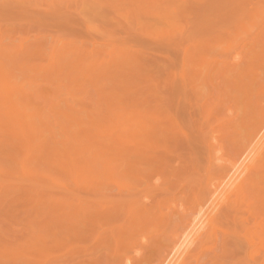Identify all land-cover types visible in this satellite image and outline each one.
<instances>
[{
    "label": "rangeland",
    "instance_id": "374dc122",
    "mask_svg": "<svg viewBox=\"0 0 264 264\" xmlns=\"http://www.w3.org/2000/svg\"><path fill=\"white\" fill-rule=\"evenodd\" d=\"M51 1L53 3H51ZM69 1L72 3H70ZM73 1L75 2V4H73L74 3ZM77 1H79V2H77ZM135 1H136V3H135ZM140 1H142V0H140ZM148 1L149 0H145V1L143 0L142 2L145 4L144 5V4H142V2L139 3L137 0H123V1L122 0H116V1L115 0H107V2H106V0H94V2H93V0H13V1L12 0H0V44H2V43L4 45L5 44H7V45L12 44V46L10 45L11 47L8 46V48L9 47L12 48L14 45L16 46V45H19L20 43L21 44L24 43L25 45H26V43H27V45L28 44L33 45L34 42L36 44L39 42L41 43V41H42V43H46L43 48L45 49L44 50L45 56L48 57L51 46H54V47L56 46L55 49L54 48L52 49V47H51L53 52H55L56 48L59 45L62 44V46H63L64 41H65L64 43H67L70 41L72 43L84 45L86 47H87V45L90 47L92 46L93 48L95 47L94 49H97V48L102 49V50L105 49L103 51V52H105V54L110 52L109 50H112L114 46L116 47V45L118 48L119 47L120 48L121 47L122 48L127 47L126 49H129V50L132 49L135 51H137V50L143 51V55L148 56V58L151 60V62L148 63L149 64L148 67H150L151 70H150V68L148 69V67H147V71H150V72H148V73L146 72V74H149L152 76L153 81H151V83L157 82V85L159 84L158 87L160 86L159 87V90H160L159 95L160 96L162 95L160 98L161 99L160 101L163 102L166 100L167 103L166 102H165L166 104L164 103L165 104L164 106L166 108H167L166 105H168V104H169L168 105L169 107L172 106L170 108L174 107L173 111L174 110L175 111L173 113H174L175 117L176 116L178 117V119L177 118L176 119H177V121L179 120V126H180V128L181 127L184 128V129L181 128V130H183V131L187 130L189 135L191 137H193V141H191V144L188 143V145L190 147L189 148L186 145L187 144V142L185 141L186 138H185V140H183L184 138L182 137V135H181V138H183V139H180V138L177 139L174 136H171L170 137L171 140L169 139V136H168V141H167L168 143L166 142L167 144H165V146L167 145V149H168V144L171 141H173V138L175 140V143L173 142V143H170L171 145L169 144V146H171V148L174 147L175 150H174V148L173 149L169 148L168 150L166 149L167 152L169 150L170 151L173 150L172 153L169 151V154H170L169 156H168V154H166V156H164L167 158L168 162H165L162 165H160V163H159V164H157V166L154 164L155 166H153V167L150 166L149 164H146L145 167L147 170H145L144 169L145 167L143 168V166H142V168L138 167L142 170V172H143V170H144V172L146 171L145 173L150 172V174L148 175L147 178L143 177L142 180L140 178L139 180H141V181L138 180L139 182L138 181L136 182L135 179H133V178L123 179L121 177L120 178L117 177L118 176V171L116 170L117 167H114L115 170L117 171V174H115V177H117V180H118V178L120 179V181L118 180V182H121L120 184L115 182V185L123 187V189H121V187H120L119 188L120 190L118 189V186H117V188H116V186H114V183H112V185L108 186V184H110L109 183L110 180L109 181L106 180V178L109 179L108 173H110V172L106 166V165H108V163L106 164V162H103V160H107L108 158L110 159V157H109L110 152L107 151L108 152L107 154H109V155H107L108 158L103 159V157H105L106 155L101 156L99 154L101 156L100 157L97 154L99 152L93 151V150H95L93 147H99V144L102 145L100 140H99V142L97 141L99 137L95 138L96 141L93 139V141H91V142L88 141V143L84 142V140H82L80 138L77 140L75 138H72L71 139L72 142H70L71 144H69L70 140H69V137H67V135L68 136H72V135L74 136V134L71 135V131L72 130L75 131V129L67 131L66 128H68V126H67L68 124H66L67 122L64 121L65 120L64 117L61 118L62 117L61 115H60V117H58L59 119H57V121L55 119H54L55 120L54 121L52 118H49L52 120V122L48 123V120H46L45 118H47V115L51 114V113L49 112L47 114H44V115H46L44 117H43V115L40 114L41 115L40 120L42 121V118H43L44 122L46 124L43 123V121H42V124H44V125H40V123H38L40 121H37L36 123H38L39 125L38 126L36 125V126L41 127L43 129L44 127L46 128L47 125L49 124V126H48L49 130L47 131L46 129H44V132L42 131L43 135L45 136L44 139H43V137L41 139H39V138H36V139L45 141L46 143L41 142V141H35L38 143V144H35L36 148H37L36 145H42L43 144L44 146L42 145L43 148L42 149L40 148L41 150H38L39 152L35 151V153L38 152V154L36 153V155L34 157L30 156L33 158L28 159L29 161H26L27 160L26 156L29 155L28 152H30L31 148L30 149L28 148L29 149V151H28V149H27L28 146L27 147L25 146L26 147L25 153L26 154L28 153L27 155H25L24 151H21V149L24 148V147L23 148L21 147L24 142L20 141L22 139L15 140L18 138V135L16 138L13 139V142H10L11 139L8 141L11 144L14 143V145H16L17 148L21 145L20 146L21 148H18V149H14L15 147L12 148L13 146H11V145L9 146L10 143L5 142V140L10 138V136H8V137L5 136V139L3 141H2V139H0V172H1L0 175H3L0 177V264H27V263L29 264L30 261H27V263L25 262L29 257H31V258H29L30 260L33 259V260H31L33 262V264H150L151 262L154 263L155 258H157L156 256H158V258L160 257L159 255H156V253L159 251L160 247H163L164 245L165 246L168 245L167 243L170 241L169 239H171L170 236H172L171 234H172L173 229H175L177 226L179 227L178 224H180V222L183 223V221H182L183 219H181L182 215L184 216V212H185V211L183 212V210H187L186 215L189 214L190 216H188V218L191 219V217H192L191 214L192 215L195 214L194 211L192 213L188 211L190 205H192L191 204L192 201L194 200L196 195H198V197L200 199L203 197L204 192H205V189H204L205 182L207 180H209L210 177H212V173L215 174V175L213 174V176H216V170H217V172H218V169L220 170V168H218V167L216 169V167H215L216 165H212L213 169L209 168V161H210L209 159L210 158L208 156V151H207L209 146L207 147V145H210V148H211L214 156H216V153L218 156V151L220 149L219 147L223 146V148H222L223 152H221V153H224L225 158H226L230 155H232V156L236 155L237 150H238L237 148H241L239 146L240 145L242 146V144L246 143L244 141L245 139H247L246 135L248 134V133H246V130L248 132V130L250 128L249 129H244V128H247V125H249V123L251 122L250 118L257 116L260 105L261 106H262V104L264 105V93L261 94V96L259 98H256L254 100V102L251 103L250 106H248L246 104V100H245V98H243L244 97L243 95H242L243 97L241 96L242 100L237 102L236 101L237 99L233 96H235V94H236V96H239L242 93L240 92L238 94V91H236V90H235V92H236L235 93L233 88H230L229 85H227L225 77L221 76L222 74L219 75L217 73L220 77L217 76L215 78V76H214V78L212 80L213 83L210 81V83L208 85H206V87H205V83H202L200 85L201 87H199V93L203 92V95L202 94L198 95L197 93L194 92L195 88L193 89V84L189 83L188 85H186V88L188 90L187 91L185 86H183V84L185 85V82L182 83L183 80L181 78H178L180 76H177V78H175L173 76V72L174 71L178 72L180 70V68H182L181 65H183V63H184V61L182 63V60H184L183 54H185L187 50L189 52V46H190V48L194 46V44H191V43H196V46L197 45L200 46L204 43L206 38H209V37H207L208 35L210 36V38L214 36V38H213V40H214L216 34H217V36L218 35L220 36L221 34H226V33L230 32L231 30L233 32L234 30H236V27L238 29V27H239L238 25H240V21H243V20H240V19H242V17L244 19V16H246V17L248 16L247 17L248 20L245 22H249L251 20V17H252L250 15L253 13V16H254V13L256 14L258 12V14H263L257 18L259 20V21L257 20V22L260 24L259 27H256V26L251 27V25H250L251 28L249 29V26H248V31L250 30L249 32H252L254 30L253 31L254 33L252 32L248 36L249 32L248 33L243 32V34H241L239 36V38L237 39V42L235 41V43H236L235 47L232 50V52L230 53L229 57L225 58L224 61L226 62V60L230 58L229 61L227 60L229 63L230 60L232 61L233 57H236V56L241 55V54H242V56H245V55L250 56L249 54L252 53V49H251V47L248 46V44H247L248 41L247 42H244V41L241 42V41L243 40V37H245L244 39H246V40H253L255 38L254 36L256 33H257L256 36H258L262 31H264V8H263L264 7V0H261V2H259L260 0H204V1L203 0H201V1L200 0L199 1L187 0V2H185V0H177V1L175 0L174 3H173V0H171V1L170 0H164V1H170V4L168 2H166V3L164 2L161 4L162 1L160 0L161 6L163 4H167L166 6L163 5L162 7H165L166 10L168 11V12H166L163 9L164 15H165V12H166V15L167 14L168 15L167 16L165 15L166 17L164 15L159 17L160 16L159 15L160 13L158 14L159 11L154 10L151 12V14H149L150 12H148L149 17H151V18H148V16L145 14H147V11L153 10L155 8L154 6H156V4L154 6L152 5L153 8H151L150 7L151 5L148 3ZM97 2H99V3H97ZM101 2H102V5H101ZM105 2H106V6H105ZM133 2H134V4H133ZM62 3H64V4H62ZM77 3H78V5H77ZM82 3H84V4H82ZM95 3H97V4H95ZM150 3L153 4L154 2L152 3V0H151ZM126 4H128V5H126ZM134 5H135V7H134ZM138 5H140V6H138ZM147 5L150 8H148ZM176 5L177 6L180 5V7H179L180 9L178 12L174 10V12H177V15L171 17L170 14L172 13L173 8ZM139 7H141V8H139ZM146 7L149 10L146 11ZM159 7L160 6H157L156 9ZM81 8L83 10H81ZM257 8H259V9H257ZM174 9H178V8L176 7ZM159 10H161V9H159ZM163 10H161V12ZM143 11H146V13H144ZM141 12H143L144 15ZM80 13H82V14H80ZM162 14H163V12H162ZM129 15L131 17H128ZM146 16H147V18H146ZM157 16L159 19L153 21L155 19V17H157ZM168 16H170V17H168ZM253 20H255V19H252V21ZM139 25H140V27H139ZM155 25H157L156 26L157 28L155 27ZM207 25H209L211 27H209ZM91 26L92 27L96 26L95 28H97V29L93 28L92 30H94V31H92L91 29L89 30V27H91ZM152 26H153V28H152ZM207 27L209 28V30L211 28V31H209ZM222 27H223V29H222ZM260 28H262V29H260ZM152 29L157 30L159 34L157 33L158 35H155L152 33L155 36L152 35V37H150V35H149V37H148V32L150 33V31ZM215 29H217V30H215ZM183 30H185V32H184L185 34L183 33ZM102 31H104V32H102ZM106 31L108 32V34ZM106 35H109V36H106ZM10 37H11V39H10ZM25 38H27V39H25ZM108 38L111 41H109ZM202 39H203V41H202ZM24 40H26V41H24ZM73 40H74V42H73ZM28 41L31 43H28ZM4 42H6V43H4ZM54 42L56 44H54ZM244 46L245 47L248 46L249 48L246 47V49H244ZM115 47H114V49H115ZM187 47H188V49H187ZM118 48H116V49H118ZM58 50H59V48H58ZM115 52L118 53V51H115ZM103 55H104V53H103ZM4 56H6V55H4ZM0 57L2 58V59L0 58V60H1L0 64H2L5 67V69L6 68L8 69V67L11 68L12 60L10 59V61H9V59H6V58H8V56L3 57V55H1V54H0ZM185 57H186V55H185ZM218 58H220V57H218ZM172 60L174 61V64L171 62ZM220 60H221V58H220ZM5 61H7V62H5ZM222 64H221V67H222ZM8 65H10V66H8ZM28 65L33 66L34 63H28ZM123 69L124 68L122 67V69H119L117 72L119 73V71H121ZM48 73L50 74V72H47V73L45 72V74L44 73L43 74L45 75V78L47 79V81L49 79L50 83H47L46 79L44 78L45 80H42L44 82L43 84L42 83L40 84V82H42L41 81L42 77L40 78V76L42 74L41 75L39 74L40 76H38L35 73H33L32 71H30L29 69H26V68L22 69L20 67H17V68L12 69L11 73H10L11 74L10 83H12V88L17 89V90L20 89V91H21V89H23V90L25 89L26 98L30 97V94H31V97L33 96L32 100L34 98L36 100V101L34 100L36 102L35 105L36 106L38 105L36 107L35 105L33 106L31 104V106L36 107L39 110H41V108H43L45 106V108H43L44 109L43 113H46L45 109L49 108L47 106L50 105V103L47 106L45 105L46 103L43 104L44 102L42 100L46 101L45 99H43V96H44L43 94H45L48 91H50V92L52 91V92L56 93L57 92V91H55L56 87H58V91H59V86H60V88L62 87V89H63L62 90L63 92L61 91V93H63V95L58 96V97H60V98L63 97L62 99H66L67 96L69 95V92L71 91V89H69V91L67 92V90H66V89H68V88H66L67 86L66 87L62 86L60 81H59V83L61 85L56 86V84H59L57 82L58 79H56V77L54 78L56 80L52 79L53 75L50 77V75ZM44 75H43V77H44ZM221 77H223L222 81H221ZM117 78L118 77H116L115 79H117ZM242 78L243 77L241 75V80L242 81L246 80L245 77H244V80ZM178 79L179 80L181 79V80L179 81ZM110 80L105 81L106 85H108L107 81L110 82L108 87H106V86L104 87V89H106V90H107V88L109 89L107 91H111V90L115 89L116 85L120 81L119 78L117 80L113 79L112 82ZM165 80L167 82H165ZM168 80H169V82H168ZM52 82L54 84H52ZM116 82H118V83H116ZM199 82H201V81H199ZM199 82L195 81V85L198 84V85H196V89L199 86ZM64 83L66 84V81H64ZM166 83L168 85L167 86L168 88L166 87ZM211 84H214L213 87ZM191 85H192V87H189V89H188V86H191ZM40 86H45V87H43L45 92L43 91V89H40L41 88ZM73 86H71V87H73ZM89 86L90 85L88 84L87 87H89ZM1 87L2 86L0 85V94L1 93L3 94ZM263 87H264V80H263ZM151 88H154V87L151 86ZM229 88H230V90H229ZM38 89H39L38 94L41 93L40 90H42V92H43L42 97L38 96L40 98V100H38L39 98H36V96L38 95L36 93ZM200 89H202V92L200 91ZM91 90H92V88H90V90L87 93L84 92L86 95L85 98L81 94V91H79L80 93H77V94H81L83 96V97L81 96V98L85 99L84 102L82 101L83 99H81V102H83V103L86 102L88 105L87 108L91 109V111L93 109V111H94V109L100 108V106H99L100 104L94 103V99H95V101H97L98 96L93 94V92L96 94L94 89L92 90V93H91ZM145 90H147L146 86H145V88H143V91H145ZM197 91H198V89H197ZM50 92H49V95H51V93H52V92L51 93ZM191 92H193L195 96H199L198 100L195 99L197 97L193 98L194 95ZM59 93H60V91H59ZM17 94H19V93H17ZM22 94H24V93H22ZM54 94L52 93L53 99L57 100L56 97L54 98ZM73 94H76V93H73ZM150 94L151 93L146 91V93H143V95H141L142 98L139 95H137V97L138 96L140 97V101H142L143 98L148 99L149 101L145 105H147V104L151 105L152 104L151 106H153V108H152V110H153L155 108L154 104H156L155 103L156 100L154 99L155 97H152V94L151 95ZM27 95H29V96H27ZM34 95H36V96H34ZM56 95H58V94L56 93ZM108 95H109L108 93H105L102 95V97H107ZM231 95H233V96H231ZM2 96L6 100V96L5 97H4V95H2ZM71 96H72V94L69 95V97H71ZM92 96H94V97L97 96V97L93 98ZM163 96H165L166 98L164 99ZM200 96H202V97L200 98ZM18 97H20V96L18 95ZM24 97H25V95H24ZM24 97H23V99H24ZM51 97L49 98V96H48L46 98H49L51 101V99H52ZM75 97H77V96H75ZM167 97H168V99H167ZM1 98H0V100H1ZM20 98H22V97H20ZM30 98H28V99H30ZM162 98H163V100H162ZM169 98H170V100H169ZM199 98H200V100H199ZM62 99L59 100L60 102L58 100L57 101L60 103V105H64L61 107H65L66 101L68 103H69V101L64 100L65 104H62V103H64V102L61 103ZM71 99H72L71 101H73V103L70 104L73 107V111H71L72 112L71 114L73 115L74 114L73 112L76 111L74 115H78L77 111L79 109V105H78L79 102L77 103V101H78V99H80V96L78 97V99L76 98V100H75L76 102H74V95H73V98H71ZM104 99H106V98H104ZM5 100H4V102H5ZM92 100H93V102H92ZM23 101L26 102L25 99ZM38 101L39 102L42 101V103L38 104L37 103ZM52 101H54V100H52ZM57 101L51 102L52 106H57V104H56ZM138 101H139V98H138ZM190 101H192V103ZM0 102H3V101H0ZM47 103H48V101H47ZM53 103H55V104H53ZM68 103H67V105H68ZM1 104L2 103H0V105ZM41 105H42V107H41ZM82 105L80 107L83 110L84 107H82ZM200 105H201V107H200ZM39 107H41V108H39ZM58 107H56V109L50 107L51 109L49 108L50 109L49 111L53 110L52 114H54V112H56L55 110L58 111ZM61 107H59V108H61ZM102 107H103L102 109H104V110H102L101 112L104 114V116L106 115V119L107 118L108 119L106 120L104 118L101 122L104 124L114 122L113 124L116 125L115 121H113V120L111 121L110 119L112 118V114H113L112 119L115 120L116 119L115 116L118 117L117 116L118 114L117 115L114 114L116 112V110L117 111L120 110V107L118 106V104H117V106L112 105L111 110L107 107L106 104L102 105ZM5 109L6 108L4 107V110ZM65 109H66V107H65ZM67 109H71V107H68ZM4 110H2V111H4ZM82 110H81V113H79L81 115H82V112H84ZM147 110L150 111V109H147ZM247 110H248V112H247L248 115L245 116V113ZM27 111L32 113L33 110L28 109ZM107 111H109V112H107ZM129 111H131L130 107H128V111L126 113H129ZM171 111H172V109H171ZM40 113H42V112H40ZM109 113H110V116H109ZM52 114L48 115V116L51 117ZM83 114L85 115V113H83ZM37 117H39V116H37ZM247 117H249L248 120H247ZM53 118H57V115H55ZM196 119H198V120H196ZM28 120H31V122H32V120L36 121L37 119L36 118H34V119L28 118ZM28 120L26 121L27 122L26 124H28V122H29ZM38 120H39V118H38ZM88 121L86 123L84 122V130H86V131L90 130L89 128L91 126L90 121H89V125L87 127L86 124H88ZM241 121H244V123H241ZM116 122L118 124V120ZM246 122H248V123H246ZM13 124H14V122H13ZM16 124H14V125H16ZM64 124H66L67 127ZM11 125H10V127H11ZM120 125H123V124L121 123ZM242 125L244 127H242ZM64 126H65L66 132L68 133L67 135L65 134L66 132H64L65 131ZM12 127H13V125H12ZM82 127L83 126H80L81 129H82ZM85 127H87V128H85ZM116 127L118 128L117 125H116ZM14 128L18 129V127H14ZM16 129H14V130H16ZM69 129H70V127H69ZM192 130L195 131V133ZM18 131L20 132V129H18ZM114 131H116V130H114ZM114 131L111 130V132H113L111 134V138H112L114 133H115L114 134L115 137L117 136L118 132H114ZM17 133L15 132L12 135L14 136ZM20 134L22 135L21 132H20ZM192 134H193V136H192ZM198 134H200V135H198ZM237 134H239V136ZM41 135L42 134H40V137H41ZM170 135H172V134H170ZM1 136H0V138H1ZM13 136H12V138H13ZM79 136H81V135H79ZM79 136H77V138ZM83 136H85V135H83ZM178 136L180 137V135H178ZM38 137H39V135H38ZM104 137H102V138H104ZM213 137H214V140H213ZM22 138L24 139V141H26V142L28 141V139L25 140L23 135H22ZM73 139H75L76 142L79 141V143H81L80 141L82 140L83 141L82 143H84V144L86 143L87 145L92 143L91 146L94 144L93 147H91L89 145L90 146L89 149L91 150V148H92V150H91V151H93L92 153L97 152L96 155L95 154L92 155L91 152H90L91 154H89L86 151V150H89V149H86V145H83V147L85 146V149H86V150L83 149V151L86 152L84 154V152L81 150L83 147L81 149H80L81 146L78 148L79 144H76V142L73 141ZM87 139H88V137H87ZM109 139H110V137H109ZM116 139H117V137H116ZM112 140H114V139H112ZM108 141L106 139V141H105V142H107L106 146L111 147V144ZM206 141H208V144H205ZM26 142H25V145H28ZM39 142H41V144H39ZM73 142H75V143H73ZM110 142L113 143L111 140H110ZM114 142H115V140H114ZM176 142L179 144H177ZM160 143H165V142H163L161 140ZM180 143H182V144H180ZM114 144L115 143H113V145ZM131 144L133 145L132 142H131ZM238 144H240V145H238ZM116 145H118V144H116ZM134 145H136V144H134ZM163 145L161 144L160 147L159 146L156 147L159 155H161V156L165 155V151H166L165 148L163 147ZM232 145H233V147H232ZM39 147H41V146H38L37 149H39ZM113 147H112V149H113ZM99 148H98V150H99ZM32 149H34V148L32 147ZM104 149H105V147L103 148V150ZM116 149H117V147H116ZM116 149L114 151L118 152ZM103 150H101V151H103ZM108 150L111 151L110 149H108ZM235 151H236V153H235ZM33 152H31V155H33ZM82 152H83V154H81ZM160 152H162L163 154H160ZM221 153H219V154L222 155ZM111 154L114 155L115 153H111ZM132 154L134 155L133 152H132ZM117 155H119V153ZM128 155H129L128 157H130L131 153ZM13 156L14 157L16 156V161L14 160L15 158L13 159ZM114 157H115V155H114ZM128 157L126 155L124 157L121 156V158H123V159L120 160V163H122V164H116V165H119V166L123 165L124 162H122V161L124 160V158L129 159ZM134 157H136V155H134L133 158H130L131 160L129 159L130 163H135V165H138L136 163L137 157L136 158H134ZM71 159H74V161L79 162L78 165L80 164L79 166L78 165L77 166H78V169H79V167L81 168L80 169L81 171L77 172V173H79V174L81 173V175H80V177H79V174L77 176L79 179L81 178L80 179L81 181H83V186L85 184H88V183H90L88 185H92V186L87 185V187H85L86 185L84 187L81 186V187H83V189L81 187H79L81 189L73 190V193H71L72 196L76 195L73 198L71 196H68V192H69V195H71L70 190L72 192V189H70L71 187H69V185L71 184V181H69V179L66 178L68 175L67 176L63 175L67 170H70L69 172L73 173V171H71V170H73L72 167H74L75 164H72L73 166H69V165H71L70 163H72ZM132 159H134L135 161H133ZM23 161L27 162V163L25 162L26 165H24L25 170L22 167V164L24 163ZM21 162H23V163H21ZM108 162H109V160H108ZM116 162H119V161H116ZM125 162H126V160H125ZM213 162H216V160ZM110 163H113V162H110ZM114 165H115V162H114ZM114 165L111 164V167ZM130 165L132 166L134 164H130ZM130 165L128 167L129 170L131 168ZM66 166L71 167V169H68V167H67V169H65ZM162 166H166V167L161 168ZM104 167H106L105 169L107 172L104 170ZM155 167H157V169ZM214 167H215V169H214ZM61 168L66 170V171L64 172V170H62ZM120 168H122V166H120ZM132 168H131V171L136 170L135 166H134L135 170L134 169L132 170ZM21 169L26 171L27 173L24 172L25 173L24 174L23 172H21L22 171ZM150 169H151V171H150ZM76 171L77 170H75V172ZM103 171L106 172V175L104 174ZM212 171H215V172H212ZM19 172H21V173H19ZM62 172H64V173L62 174ZM2 173H4V174H2ZM74 175H75V173H74ZM73 176H71V177H73ZM75 176L73 177V179L76 178ZM105 176H107V177L104 178ZM144 176H146V175H144ZM3 177H6V179L4 178L5 179L4 180ZM29 178L32 180H29ZM34 178H36V179H34ZM78 178H76V179L79 180ZM85 178L87 179L88 183L84 180ZM33 179L36 182V188L33 187L32 184H30L32 181H33L32 183L34 184ZM77 180H76V182H77ZM117 180L115 179V181H117ZM38 181H39V184L41 185L39 187H37V185H39V184H37ZM74 181H73V183H75ZM93 181L94 182L97 181V183L98 182L99 183L97 184L95 182L97 185L94 184V186H93V184H92ZM125 181L126 182L128 181L127 185H125L126 184ZM84 182H86V183H84ZM79 183H80V181H79ZM79 183H77V184H79ZM75 184H73V185H75ZM80 185H82V184H80ZM65 186L68 187V189H69L68 192H67V190H66L67 188ZM27 187H29L28 188L29 191H27V189H26ZM76 187H78V186H76ZM201 187H202V189H201ZM89 190H91V192ZM25 191H27L28 193ZM74 191H77V193ZM249 192H247V194ZM79 193L81 196L78 195ZM99 193L101 195H103V194L104 195L100 196ZM250 193H252V192H250ZM250 193H249L250 197L247 200L246 199L244 200L242 197V198H240L242 203H240L241 201H238L239 202L238 205L239 204L241 205V206H239L241 209L237 208L238 205L236 207L237 209L241 210V211L238 210L240 213V214L238 213L239 218L236 217L237 218L236 219L235 216L231 217L232 216L231 212L229 214V216H230L229 217L227 214L229 212L225 210L224 213L226 214V216H223V222L225 221L224 224L227 223L228 227H230L231 224L233 226V222L235 221V219L239 220L240 216H242V218L246 219V220L243 219L244 221H246L244 223V225L248 226L247 229L249 228V230L251 231V233L250 232L247 233L249 230L248 231L245 230V233H247L246 237L248 238L247 235L250 234L251 237H249V239L251 238V240L248 241L246 239L245 241H241V242H245V243H241V242L240 243H232L231 242V243H228V245H226L225 247L220 245V247L218 249H216V253L219 255V257L214 258L211 254H209L208 256H205L203 258V264H251V263L256 264L257 262H258L257 264H264V250H257L256 249V248L261 247V246H260V243L254 237L256 232H258V233L260 232V229H258L259 223L257 226L254 225V224H257L254 221L255 218L249 220V216H248L250 213V209H248L247 207H248V204L252 202L251 199H253L251 197ZM65 194H67L66 197H65ZM205 194H206V192H205ZM89 195H91V196H89ZM77 196H80V197H77ZM86 196H87V198H86ZM252 196H254V195H252ZM103 197H105V198L110 197V198H108V200H110V201H104L106 199ZM69 198H71V199H69ZM100 198L102 199L103 203L105 202V204L101 203L102 201ZM64 199L66 201L67 200L71 201L72 199H76V200L78 199L79 201H83L82 204L83 203L85 204L87 202L86 205H88V206L91 205L94 207L97 206V204L95 205V203H99L98 206L96 207V209L98 211L96 212L95 211L96 209L94 210V212H96V213H98L100 211L102 212L101 209L104 210V208L106 207V203L107 204L109 203L107 206H110L111 203H112L111 205L115 204L114 207H115V209H118V210H117V214L115 213L116 215L112 216L113 218L112 217L107 218L105 215L106 211L105 212L103 211V213L99 214V215H95L96 214L95 213L94 214L95 216H93L92 215L93 210H92L91 215L94 217V219L95 218L97 219V220L95 219L96 220L95 223L92 221L93 218H92V220H90L91 218H89V220L92 221L93 223L88 222V224H87L85 222L86 228H84V224L77 222L79 224V227H77V225H75L77 228L73 227V229L71 228L72 230H68V229H65V227H63L65 222H66V227H67V225L69 226V224H67L68 222L66 221L67 218H64L65 220H63L61 218L60 222H59V220H58V222H56L54 220L55 216L53 215L55 212L59 211L57 209V207L60 206V203H62L60 201H62ZM80 199H82V200H80ZM99 199H100V201H98ZM111 199L114 200L115 202L114 203L111 202L112 201ZM133 199L135 201L136 200L139 201V202H137L139 205L138 209L140 207L144 209V210L139 209L141 211H140V213L138 212L137 215L135 214L136 212L135 213L133 212V215L135 214L134 216H136V219H134V221L132 220L134 218L133 215L130 216V213H129V215H127V208H129L128 203H129V201H130V203H131V201L135 202ZM121 200L122 201L124 200L123 201L124 205L121 203L122 202ZM204 200H201V201H204ZM89 201H93L94 204H92L93 202H89ZM57 203H59V205H57ZM88 203H91V204H88ZM116 203H117V205L120 204V206H117ZM148 206L149 207L151 206V207L148 208ZM100 207H101V209H100ZM114 207L111 206V209L113 211H114ZM135 207L137 208V206H135ZM146 207H147V209H145ZM185 207H187L188 209H186ZM99 209H100V211H99ZM108 209H109V207H108ZM119 209H120V211H119ZM134 211H135V209H134ZM142 211L143 212L148 211L151 214L149 217H151L154 214L151 218L148 219V215L145 212V214L147 216L144 214L146 217H144V219H142V220L150 221L151 223H149L147 225L145 224L144 226H142L143 225L142 222H144V221H142L141 219L138 220V218H137L138 214L140 215ZM156 213H157V215H155ZM258 214H260V215H256L258 218L256 216L255 217L260 221L264 217L263 216L264 213L261 214V212H260ZM89 215H90V213H89ZM101 215H103V216H101ZM186 215H185V217H186ZM59 216L62 217L60 214H58V217ZM98 216H101V217H98ZM129 216L131 218L133 216V218L130 219ZM160 216H162V218H160ZM58 217H57V213H56V218L59 219L60 217L59 218ZM105 217H106V219H105ZM188 218L187 219L184 218V219L188 220ZM131 220L134 222V224H136V226H134V224H133V227H132V228L135 227L132 230L134 232V235L133 234L128 235V237L130 236L131 238L130 237L128 239L125 238V239H127L125 242H127L129 239L130 240L132 239L131 240L132 242L129 240V243H131L129 245V247L125 245L124 241H122L124 243V245L126 247H128L127 250H122L123 251L122 252L120 249H122V248L124 249L126 247L120 248L121 246H123L120 239L125 240L124 238H122V236L125 235V237H126V235L129 233L128 232L127 234H123L125 231H127L128 228L129 229L131 228L130 227V225L132 224ZM186 220H184V222H186ZM240 220H239V222L242 221V220L241 221ZM62 221H64V222H62ZM78 221H80V219ZM81 222H83V220H81ZM229 222H230V224H229ZM243 222H241V223H243ZM54 223L55 224L56 223L57 224H60V223L63 224L61 226V229L59 228V231H58V229H55ZM247 223H248V225H246ZM224 224H222V225H223V227L226 228V226ZM252 224L255 226V227L253 226L254 228L252 227ZM240 225H241L240 227L243 228L242 224H240ZM55 226H57V225H55ZM90 226H92V227H90ZM180 226L182 227V224H180ZM136 227H137V229H136ZM228 227L226 229H228ZM106 229H107V231H106ZM243 229H245V228H243ZM51 230L57 231V235L59 232L60 236L58 235L57 238L54 235L51 236L50 234H53L51 232ZM104 230L109 233V236L107 235L108 237H105L103 240L99 239L97 237L99 235L98 233L100 231L102 232ZM130 230H128V231H130ZM134 230L136 231V233ZM132 231H130V232L132 233ZM65 232H67V233H65ZM108 233H106V234H108ZM131 233H129V234H131ZM252 233H254L253 236H252ZM38 234H41V236L39 235V238H38V239H40L39 241L42 240L43 242H44V240H46L45 235L48 234V235H46L48 238V240H46L47 246H49L48 248H50V246H53L54 244L57 245L54 247L55 249H53L52 247H51L52 250L49 249L51 252L49 251L48 254H50V255L44 254L45 256L43 257V254H42L43 248H45V250L46 249L48 250V248H46L47 247L46 243L44 246L42 245V247H43L42 248L40 245L43 242H41V243L35 242L36 235H38ZM102 234H105V233L102 232ZM42 236L44 237V239H42ZM49 236H51V237H49ZM67 236H68V238H67ZM75 236H78V237L76 238ZM217 236L219 239L222 238L223 237L222 232L218 230ZM54 239H56V240H54ZM63 239H64V241H63ZM118 240L120 241L119 244H118V242H119ZM115 241H117V242H115ZM247 241H248V244L250 243L251 245L250 244L248 245ZM56 242L57 243L59 242L60 245H59V243L56 244ZM255 242H257V244H255ZM28 243L29 244L34 243V245H36L38 248H36V246L33 247V244H32V246L30 245L31 247H29V248L27 247L28 248V250H27V248L25 246H27V245L29 246ZM39 243H40V245L38 246ZM215 243H216V241L214 242V244ZM116 244L120 250V253H118L119 250H118ZM209 245H211V244H208V246ZM165 246H164V248H165ZM211 247H212V245H211ZM70 248H72V250ZM22 249L26 251V254L28 256H29L30 252L33 256L21 257L22 255L20 254L21 255L20 258L16 259V255H13V254L17 253V252L20 253V250H22ZM40 249L42 251H40ZM160 250H162V249H160ZM10 251L13 253L12 254L9 253ZM14 251H17V252H14ZM28 251H29V253H27ZM137 251L141 252V254ZM162 251H159V252H162ZM7 252L9 253V255L6 254ZM32 252H34V253H32ZM44 253H46V252L44 251ZM22 254H24V253H22ZM26 254H24V255H26ZM159 254L161 255V253H159ZM3 255H6V256H3ZM45 257H48V258H45ZM152 258L154 259V261ZM249 258H251L252 260H249ZM128 259H130V261L132 263H130L128 261ZM38 260H40V261H38ZM248 261H249V263H248Z\"/></svg>",
    "mask_w": 264,
    "mask_h": 264
},
{
    "label": "bare ground",
    "instance_id": "6f19581e",
    "mask_svg": "<svg viewBox=\"0 0 264 264\" xmlns=\"http://www.w3.org/2000/svg\"><path fill=\"white\" fill-rule=\"evenodd\" d=\"M13 1V0H12ZM116 1V0H115ZM123 1V0H122ZM138 2L140 1V0H137ZM143 1V0H142ZM142 1H140L139 3H141ZM145 1V0H144ZM150 2H151V0H149ZM148 1V3L151 5L150 7L151 8H153V6L156 4V6H154L155 8L153 9V10H151V11H147V10H149L148 8H150V7H148V5H147V7H146V11H147V14H145V15H147L148 16V18H151V17H149V15H148V12H150L149 14H151V12L152 11H154V10H157V11H159L158 12V14L160 15H158L159 17H161V16H163L164 15V10L166 11V12H168L167 10H166V8L165 7H162L163 5H167V4H163L162 6H161V4L162 3H166V2H168L169 4H170V1H164V0H152V3L153 4H151L150 2ZM174 1L175 0H173V3H174ZM177 1V0H176ZM197 1H199V0H197ZM201 1V0H200ZM204 1V0H203ZM65 2V1H64ZM70 2V1H69ZM74 2V1H73ZM77 2H79V1H77ZM83 2V1H82ZM88 2V1H87ZM93 2H94V0H93ZM103 2V1H102ZM102 2H101V5H102ZM106 2H107V0H106ZM106 2H105V6H106ZM114 2V1H113ZM120 2V1H119ZM147 2V1H146ZM160 2H161V4H160ZM184 2V1H183ZM185 2H187V0H185ZM184 2V3H185ZM259 2H261V0L259 1ZM51 3H53L52 1H51ZM50 3V4H51ZM56 3V2H55ZM68 3V2H67ZM66 3V4H67ZM70 3H72V2H70ZM69 3V4H70ZM89 3V2H88ZM92 3V2H91ZM97 3H99V2H97ZM97 3H95V4H97ZM135 3H136V1H135ZM147 3V4H148ZM158 3V4H157ZM182 3V2H181ZM197 3V2H196ZM200 3V2H199ZM62 4H64V3H62ZM65 4V5H66ZM73 4H75V2L73 3ZM82 4H84V3H82ZM81 4V5H82ZM93 4V3H92ZM129 4V3H128ZM128 4H126V5H128ZM133 4H134V2H133ZM142 4H144L143 2H142ZM160 4V5H159ZM178 4V3H177ZM180 4V3H179ZM37 5V4H36ZM77 5H78V3H77ZM80 5V6H81ZM141 5V4H140ZM140 5H138V6H140ZM145 5V4H144ZM153 5V6H152ZM55 6V5H54ZM90 6V5H89ZM100 6V5H99ZM157 6H160L159 8H157L156 9V7ZM245 6V5H244ZM74 7V6H73ZM82 7V6H81ZM92 7V6H91ZM90 7V8H91ZM134 7H135V5H134ZM143 7V6H142ZM178 8V9H174V8ZM180 7V5H176L174 8H173V11H172V15L170 14V16L171 17H173V16H176L177 15V12L179 11V8ZM226 7V6H225ZM83 8V7H82ZM81 8V10H83ZM139 8H141V7H139ZM264 8V7H263ZM79 9V8H78ZM86 9V8H85ZM128 9V8H127ZM159 9H161V10H163L162 12H163V14H162V12H161V10H159ZM257 9H259V8H257ZM262 9V8H261ZM87 10V9H86ZM136 10V9H135ZM174 10L175 11H177V12H174ZM254 10V9H253ZM80 11V10H79ZM85 11V10H84ZM146 11H143L144 13H146ZM156 11V12H157ZM78 12V11H77ZM143 12H141L143 15H144V13ZM166 12H165V15H166ZM244 12V11H243ZM125 13V12H124ZM134 13V12H133ZM154 13V12H153ZM176 13V14H175ZM80 14H82V13H80ZM136 14V13H135ZM155 14V13H154ZM162 14V15H161ZM128 15V14H127ZM132 15V14H131ZM142 15V16H143ZM156 15V14H155ZM164 15V16H165ZM168 15V14H167ZM166 15V16H167ZM260 15H263V14H258V12L255 14L254 13V16H253V13L250 15V16H252L251 17V20L249 21V22H245V21H247L248 19H247V17L246 16H244V19H243V17H242V19H240V20H243V21H240V25H238L239 27H238V29H237V27H236V30H234L233 32H232V30L230 31V32H228V33H226V34H221L220 36L218 35L217 36V34H216V36H215V39L213 40V38H214V36L213 37H211L210 38V36L208 35H206L207 37H209V38H206V40L204 41V43L202 44V45H200V46H196V43H191V44H194V48L193 47H191L190 48V46H189V52H188V50L186 51V53L185 54H183V56H184V60H182V63H183V61H184V63H183V65H181L182 66V68H180V70L177 72V71H174L173 72V76L175 77V78H177V76H180V77H178V78H181L182 80H183V82L182 83H184L185 82V85L183 84V86H185V88H186V85H188L189 83L190 84H193V89L195 88L196 89V85H198V84H196L195 85V81L196 82H199V81H201V82H199V86L197 87V89H198V91H197V89L195 90L194 89V92L195 93H197L198 95H200V94H202L203 95V92H202V89H200V91L202 92V93H199V87H201L200 85L202 84V83H205V87H206V85H208L209 83H210V81L212 82V80H213V78H214V76H215V78L217 77V76H219V75H221V76H223V77H225V79H226V82H227V85H229V87L230 88H233V90H234V92H235V90L236 91H238V94L241 92L242 94L241 95H239V96H236V92L234 93L235 94V96H233V95H231V96H233V97H235L237 100V102L238 101H241L242 99V97L243 98H245V100H246V104L248 105V106H250L251 105V103L252 102H254V100L256 99V98H259L260 96H261V94H263L264 93V87H263V80H264V31H262L258 36H256L257 35V33L255 34V38L253 39V40H246V39H244L245 37H243V40L241 41V42H247L248 41V46L249 47H251V49H252V53L251 54H249L250 56H248V55H245V56H242V54L241 55H238V56H236V57H233L232 58V61L230 60V62L228 63V61H229V59H227L226 60V62L224 61L225 60V58H227V57H229V55H230V53L232 52V50L234 49V47H235V41L237 42V39L239 38V36L241 35V34H243V32L245 33H248L249 31H248V26H249V29L252 27V26H256V27H259V23L257 22V18L260 16ZM147 16H146V18H147ZM151 16V15H150ZM158 16L157 17H155V19L153 20V21H155V20H157V19H159L158 18ZM165 16V17H166ZM170 16H168V17H170ZM257 16V17H256ZM128 17H131L130 15L128 16ZM153 17V16H152ZM246 17V18H245ZM256 17V18H255ZM145 19V18H144ZM252 19H255V20H253L252 21ZM133 21V20H132ZM259 21V20H258ZM158 22V21H157ZM214 22V21H213ZM155 23V22H154ZM157 24V23H156ZM223 24V23H222ZM249 24V25H248ZM258 24V25H257ZM250 25H251V27H250ZM143 26V25H142ZM150 26V25H149ZM154 26V25H153ZM153 26H152V28H153ZM157 25H155V27H156ZM207 26H209V25H207ZM218 26V25H217ZM216 26V27H217ZM224 26V25H223ZM96 27V26H95ZM94 26L92 27H89V30L91 29H93V28H95ZM139 27H140V25H139ZM206 27V26H205ZM209 27H211V26H209ZM142 28V27H141ZM145 28V27H144ZM157 28V27H156ZM155 28V29H156ZM208 28V27H207ZM225 28V27H224ZM235 28V27H234ZM95 29H97V28H95ZM150 29V28H149ZM155 29H152L151 31H150V33L148 32V37H149V35H150V37H152V35L153 34H155V35H158L159 33H158V31L157 30H155ZM213 29V28H212ZM222 29H223V27H222ZM255 29V28H254ZM260 29H262V28H260ZM145 30V29H144ZM208 30H209V28H208ZM214 30V29H213ZM215 30H217V29H215ZM92 31H94V30H92ZM99 31V30H98ZM142 31V30H141ZM157 31V32H156ZM172 31V30H171ZM209 31H211V28H210V30ZM254 31V30H253ZM252 31V32H253ZM102 32H104V31H102ZM107 32V31H106ZM110 32V31H109ZM156 32V33H155ZM168 32V31H167ZM185 32V30H183V33ZM204 32V31H203ZM252 32H249L248 33V36L250 35V33H252ZM111 33V32H110ZM153 33V34H152ZM158 33V34H157ZM215 33V32H214ZM254 33V32H253ZM107 34H108V32H107ZM185 34V33H184ZM208 34V33H207ZM105 35V34H104ZM155 35H153V36H155ZM2 36V35H1ZM106 36H109V35H106ZM168 36V35H167ZM217 37V38H216ZM247 37V36H246ZM251 37V36H250ZM2 38V37H1ZM5 38V37H4ZM10 39H11V37H10ZM25 39H27V38H25ZM59 39V38H58ZM205 39V38H204ZM70 40V39H69ZM68 40V41H69ZM108 40L109 41H111L109 38H108ZM214 42H213V41ZM24 41H26V40H24ZM57 41V40H56ZM197 41V40H196ZM202 41H203V39H202ZM37 42V41H36ZM44 42V41H43ZM65 42V41H64ZM63 42V46H62V44L61 45H59L57 48H56V51L55 52H53V48L55 49V47L54 46H51L52 47V49H51V47H50V52H49V56L47 57V56H45V49L43 48L44 47V45L46 44V43H42V41H41V43L39 42V43H36L35 44V42H34V44L33 45H31V44H28L27 45V43H26V45L24 44H19V45H14L12 48H10L11 46H12V44H0V54L1 55H3V57H7L8 56V58H6V59H9V61H10V59L12 60V64H11V68H9L8 67V69L6 68L5 69V67L2 65V64H0V85L2 86L1 88H2V91H3V94L1 93L0 95V98H1V100L0 101H3L4 102V98H3V96L2 95H4V97L6 96V100H5V104L3 103V102H0V103H2L1 105H0V136H1V138L0 139H2V141L5 139V136L6 137H8V136H10V138H8L7 140H5V142H7V143H10V142H13V139L14 138H16L17 137V135H18V138L17 139H15V140H19V139H22V140H20V141H23L24 143V145L22 144V148L24 149H21V151H24V154L25 155H27L28 153H29V155L28 156H26L27 157V160L26 161H29L28 159H31V158H33L35 155H36V153L38 154V150H41L43 147H42V145H36L37 146V148H38V146H41V147H39V149H37L36 147H35V144H38L37 142H35V141H41V142H44V143H46L45 141H42V140H39V139H41L42 137H43V139H44V135H43V132H44V129H46L47 131L49 130V128H48V126H49V124L47 125V127L45 128H41V127H37L39 124L38 123H40V125H44V124H42V121H43V123H45L44 122V119L42 118V121L40 120V117H41V115H43V117L44 116H46V115H44V114H47V113H53L52 111H49L51 108H54V109H56V107H61V106H64V105H60V99H62V98H60V97H58V96H62L63 95V93H61V91L63 90L62 89V87L60 88V86L59 85H61L62 84V86H64V87H66V88H68V89H66L67 90V92L69 91V89H71V91L69 92V95H71L72 94V96L71 97H69V95L67 96V98L66 99H62L61 100V103L62 102H64V103H62V104H65V101L64 100H68L69 101V103L66 101V104H65V107H66V109H65V107H61V108H59L58 107V111L57 110H55L56 112H54V114H52V116L51 117H49L48 115H51V114H48L47 115V118H45L46 120H48V123H51L52 122V120L51 119H49V118H52L53 120L55 119L56 121H57V119H59L58 117H60V115L62 116L61 118H63L64 117V121L65 122H67L66 124H68L67 126H68V128H66L67 129V131L68 130H72V129H75V131L74 130H72L71 131V135L72 134H74V136L72 135V136H68L67 134V132H66V130H65V126H66V124H64L65 126H64V132H66L65 134L67 135V137H69V144H71L70 142H72L71 141V139L72 138H75L76 140L77 139H82V140H84V142H86V143H88V141H93V139L95 140V138H98V142H99V140L101 141V143H102V145L101 144H99V147L101 148H99V147H93V145L91 146V144L92 143H90L89 145L91 146V147H93L95 150H93V151H97V152H99V153H97V152H94V153H92L93 151H91L92 150V148H91V150L89 149V145H87L86 143L84 144V143H82L83 141L81 140L80 142L81 143H79V141H75V139H73V141H75L76 142V144H79L78 145V148L80 147V149L83 147V145H86V149H89V150H86L85 149V146L81 149L82 151H83V149L84 150H86L89 154H91L92 153V155L93 154H95L96 155V153L99 155H101V156H104V155H106L105 157H103V159H107L108 158V156L107 155H109V157H110V159L108 158L107 160H103V162H106V164L108 163V165H106L107 166V168H108V170H109V172L110 173H108L109 174V179L108 178H106L107 176H105L104 178H106V180H110V184H108V186H110V185H112V183H114V186H116V188H117V186L118 185H115V182L116 183H121V182H118V180L120 181V177L121 178H123V179H125V178H127V179H131V178H133V179H135V181L137 182L140 178H141V180H142V178L143 177H145V178H147L148 177V175L150 174V172H147V173H145L144 172V170H143V172H142V170L140 169V168H142V166H143V168L145 167V165L146 164H149L150 166H157V164H159L160 163V165H162L163 163H165V162H168L167 161V158L166 157H164V156H166V154H168V156L170 155L169 154V151L167 152V150L169 149V148H171V146H169V144L170 143H175V140H174V138H173V141H171L169 144H168V149H167V145L165 146V144H167L168 142V136H169V139L171 140V136H174L175 138H180V139H183V140H185V138H186V142H187V147H189V145H188V143L189 144H191V141H193V137H191L190 135H189V133H188V131L186 130H181V128L182 129H184L183 127H181L180 128V126H179V120L177 121V119H178V117L176 116L175 117V115H174V111H173V109H174V107L173 108H170V107H172V106H168V105H166L167 106V108L164 106L167 102H166V100L165 101H163V102H161L160 100V98H161V96L159 95V92H160V90H159V87H158V85H157V82H152L151 83V81H153V79H152V76L151 75H149V74H146V72L148 73V72H150V71H147V67H148V63H150L151 62V60L148 58V56H145V55H143V51H141V50H137V51H135V50H132V49H126L125 47L124 48H118L117 47V45H116V47H115V49L116 48H118V49H114V47H113V49L112 50H109L110 52H108L107 54H105V52H103L104 50H102V49H94L92 46L90 47V46H88L87 45V47L86 46H84V45H79V44H76V43H72V42H67V43H64ZM73 42H74V40H73ZM193 42V41H192ZM195 42V41H194ZM4 43H6V42H4ZM28 43H31V42H29L28 41ZM33 43V42H32ZM78 43V42H77ZM54 44H56L55 42H54ZM53 44V45H54ZM58 44V43H57ZM113 44V43H112ZM241 44V43H240ZM11 45V46H10ZM31 45V46H30ZM8 46H10L9 48H8ZM62 46V47H61ZM248 46H246V47H248ZM221 47V48H220ZM246 47L244 46V49H246ZM248 47V48H249ZM58 48H59V50H58ZM187 49H188V47H187ZM191 49V50H190ZM243 49V50H244ZM52 50V51H51ZM114 50V51H113ZM12 51V52H11ZM115 51H118V53H116ZM133 51V52H132ZM136 53H135V52ZM9 52V53H8ZM217 52V53H216ZM250 52V51H249ZM248 52V53H249ZM103 53H104V55H103ZM114 53V54H113ZM4 55H6V56H4ZM106 55V56H105ZM185 55H186V57H185ZM218 57H220L221 58V60H220V58H218ZM1 58V57H0ZM2 59V58H1ZM219 59V60H218ZM17 60V61H16ZM1 61V60H0ZM14 61V62H13ZM5 62H7V61H5ZM173 64H174V61L172 60L171 61ZM223 64H222V63ZM1 63V62H0ZM10 63V62H9ZM28 63H34V65L33 66H29L28 65ZM222 64V67H221V64ZM8 64V63H7ZM220 64V65H219ZM2 65V66H1ZM7 66V65H6ZM8 66H10V65H8ZM151 66V65H150ZM17 67H20V68H26V69H29L30 71H32L33 73H35L36 75H38V76H40L41 74V76H40V78H41V81L42 80H45L46 78H45V72L47 73V72H50V77L52 76V79H54L55 77H56V79H58L57 80V82L59 83V81L61 82V84L59 83V84H56V86H59V91H60V93H59V91H58V87H56V89H55V91H57L56 93L58 94V95H56V93L55 92H52L53 94H54V98L56 97L57 98V100L59 101H57L56 99H53V95H52V93L50 92V91H48V92H46L45 94H43V92H42V90H40L41 91V93L40 94H38V91H39V89L37 90V96L36 95H34V96H36V98H39L38 96H43V99H45L46 101H44V100H42L44 103L43 104H45L46 106L50 103V105L49 106H47V107H51L50 109L49 108H47V109H45L46 110V113H43L44 112V109L43 108H45V106L43 107V108H41L42 107V105H41V107H39V108H41V110H39L38 108H36L37 106L35 105L36 104V100H35V98L32 100V98H33V96L31 97V94H30V97H27L26 98V93H25V89L23 90V89H21V91H20V89H13L12 88V83H10V79H11V70L12 69H14V68H17ZM122 67L124 68L123 70H121V71H119V73L117 72L119 69H122ZM150 67H148V69H149ZM150 70H151V68H150ZM121 72V73H120ZM44 73V74H43ZM219 75H218V74ZM40 74V75H39ZM43 75H44V77H43ZM241 75H242V79L244 80V77L246 78V80L245 81H242L241 80ZM37 76V77H38ZM116 77H118L119 79H120V81H119V83L118 82H116V83H118L117 85H116V88L115 89H113V90H111V91H107V90H109L108 88H107V90L106 89H104V87L106 86V87H108L109 86V81H107L108 82V85H106V80H110L111 82H112V80L114 79V80H117V79H115ZM220 77V76H219ZM223 77H221V81H222V78ZM45 78V79H44ZM113 78V79H112ZM56 79H54V80H56ZM180 79V80H181ZM218 79V78H217ZM179 80V79H178ZM179 80V81H180ZM262 80V81H261ZM64 81H66V84L64 83ZM218 81V80H217ZM46 82L47 83H50L49 82V79H48V81H47V79H46ZM165 82H167L166 80H165ZM168 82H169V80H168ZM43 84L44 82L42 81V82H40V84ZM64 83V84H63ZM115 83V82H114ZM213 83V82H212ZM52 84H54L53 82H52ZM71 84V85H70ZM88 84L90 85L89 87H87L88 86ZM169 84V83H168ZM74 85V86H73ZM204 85V84H203ZM212 85V87H213V85L214 84H211ZM71 86H73V87H71ZM145 86L147 87V90H145V91H143V88H145ZM151 86H153L154 88H151ZM168 85H167V83H166V87H167ZM41 88L40 89H43V91L45 92V90H44V88L43 87H45V86H40ZM113 87V86H112ZM174 87V86H173ZM189 87H192V85L191 86H188V89H189ZM90 88H92V90L94 89L95 90V92H96V94L93 92V94L94 95H97L98 96V98H97V101H95V99H94V103H98V104H100L99 106H100V108H96V109H94V111H93V109H92V111H91V109H88L87 107H88V105H87V103L85 102V103H83L84 101H85V97H86V95H85V93H87L89 90H90ZM110 88V87H109ZM168 88V87H167ZM230 88H229V90H230ZM111 89V88H110ZM161 89V88H160ZM184 89V88H183ZM213 89V88H212ZM83 90V91H82ZM92 90H91V93H92ZM186 90H187V88H186ZM192 90V89H191ZM190 90V91H191ZM74 91V92H73ZM79 91H81V94L84 96V98H81V94H77V93H80ZM114 91V92H113ZM146 91L147 92H149V93H151L152 94V97H155L154 99L156 100V104H154L155 105V108L152 110V108H153V106H151V105H149V104H147V105H145L149 100L148 99H146V98H143L142 99V101H140V97H141V95H143V93H146ZM188 91V90H187ZM232 91V90H231ZM49 92L51 93V95H49ZM63 92V91H62ZM85 92V93H84ZM17 93H19V94H17ZM22 93H24V94H22ZM71 93V94H70ZM73 93H76V94H73ZM105 93H108L109 95L107 96V97H102V95L103 94H105ZM162 93V92H161ZM191 93H193V92H191ZM224 93V92H223ZM232 93V92H231ZM43 94V95H42ZM89 94V93H88ZM112 94V95H111ZM150 94V95H151ZM230 94V93H229ZM237 94V95H238ZM18 95L20 96V97H22V98H20V97H18ZM24 95H25V97H24ZM49 96V98L51 97L52 99H51V101H50V99L49 98H46V97H48ZM56 95V96H55ZM73 95H74V102H76L75 100H76V98L78 99V97L80 96V99H78V101H77V103L79 102V109H78V111H77V114L78 115H74L75 114V112H73L74 114L72 115L71 113V111H73V107H72V105H70V104H72L73 103V101H71L72 99L71 98H73ZM137 95H139L138 97H137ZM145 95V94H144ZM149 95V94H148ZM193 95H194V93H193ZM192 95V96H193ZM224 95V94H223ZM243 95V96H242ZM27 96H29V95H27ZM46 96V97H45ZM75 96H77V97H75ZM82 96V97H83ZM89 96V95H88ZM87 96V97H88ZM97 96H95V97H97ZM168 96V95H167ZM242 96V97H241ZM23 97H24V99L26 100V102L25 101H23L24 99H23ZM66 97V96H65ZM64 97V98H65ZM93 98H95L94 96H92ZM145 97V96H144ZM195 97H197V98H195ZM198 97L199 96H195L194 95V97L193 98H195V99H197L198 100ZM202 96H200V98H201ZM17 100H16V99ZM28 98H30V99H28ZM70 100H69V99ZM104 98H106V99H104ZM138 98H139V101H138ZM142 98V97H141ZM150 98V97H149ZM163 98L165 99L166 97L165 96H163ZM163 98H162V100H163ZM200 98H199V100H200ZM232 98V97H231ZM4 99V100H3ZM23 99V100H22ZM81 99H83L82 101L83 102H81ZM167 99H168V97H167ZM31 100V101H30ZM35 100V101H34ZM38 100H40V98L38 99ZM52 100H54L55 102L57 101V106H52V104H51V102H54V101H52ZM80 100V101H79ZM169 100H170V98H169ZM235 100V99H234ZM22 101V102H21ZM35 103H34V102ZM42 101L41 102H37L38 104L40 103H42ZM47 101H48V103H47ZM113 101V102H112ZM244 101V100H243ZM25 102V103H24ZM28 102V103H27ZM32 102V103H31ZM83 104H81V103ZM92 102H93V100H92ZM111 102V103H110ZM166 102V103H165ZM171 102V101H170ZM191 103H192V101H190ZM245 102V101H244ZM9 103V104H8ZM59 103V104H58ZM67 103H68V105H67ZM106 104L107 105V107L111 110V106L112 105H116L117 106V104H118V106L120 107V110H116V112L114 113L115 115H117L118 117H116L115 116V118L118 120V124H117V120L115 119H112L113 118V114H112V118L110 119L111 121L113 120V121H115V124L118 126V128L116 127V125H114L113 123L114 122H111V123H107V124H104V123H102L101 121L105 118L106 119V115L104 116V114L101 112L102 110H104V109H102L103 107H102V105H104V104ZM163 103V104H162ZM165 103V104H164ZM8 104V105H7ZM24 104V105H23ZM31 104L34 106H36V107H33V106H31ZM53 104H55V103H53ZM85 104V105H84ZM95 104V105H96ZM171 104V103H170ZM21 105V106H20ZM82 105V107H84V109L82 110V108L80 107ZM163 105V106H162ZM189 105V104H188ZM40 106V105H39ZM71 107V109H67L68 107ZM93 106V105H92ZM98 106V107H99ZM190 106V105H189ZM192 106V105H191ZM4 107L6 108L5 110H4ZM96 107V106H95ZM128 107H130V109H131V111H129V113H126L127 111H128ZM151 107V108H150ZM165 107V108H164ZM200 107H201V105H200ZM81 108V109H80ZM105 108V107H104ZM113 108V107H112ZM117 108V107H116ZM28 109H32L33 111H32V113H30V112H28L27 110ZM60 109V110H59ZM118 109V108H117ZM147 109H150V111H148ZM171 109H172V111H171ZM2 110H4V111H2ZM81 110L82 111H84V112H82V115L81 114H79V113H81ZM146 110V111H145ZM205 110V109H204ZM199 111V110H198ZM40 112H42V113H40ZM107 112H109V111H107ZM125 112V113H124ZM247 112H248V110L246 111V113H245V116H247L248 114H247ZM83 113H85V115L83 114ZM150 113V114H149ZM41 114V115H40ZM106 114V113H105ZM126 116H125V115ZM55 115H57V118H53ZM12 116V117H11ZM37 116H39V117H37ZM108 116V115H107ZM109 116H110V113H109ZM151 116V117H150ZM244 116V115H243ZM36 118L37 120L36 121H33L32 120V122H31V120H28V118H31V119H34V118ZM12 120H11V119ZM38 118H39V120H38ZM87 118V119H86ZM177 118V119H176ZM100 119V120H99ZM108 119V118H107ZM106 119V120H107ZM199 119V118H198ZM198 119H196V120H198ZM245 119V118H244ZM249 119V117H247V120ZM29 121L28 122V124H26L27 122L26 121ZM54 120V121H55ZM89 120L90 121V124H91V126H90V130H88V131H86V130H84V122L86 123L87 121ZM37 121H40V122H38V123H36ZM89 121H88V124H86L87 125V127H88V125H89ZM240 121V120H239ZM245 121V120H244ZM244 121H241V123H244ZM250 123H249V125H247V128H244V129H249L248 130V132H247V130H246V133H248L246 136V138L247 139H245L244 141L246 142V143H244V144H242V146L240 145V144H238V145H240L239 147H241V148H237L238 150H237V153H236V151H235V153H236V155H230V156H228V157H226L225 158V155H224V153H221V152H223L222 151V148H223V146H220L219 148V151H218V156H217V153H216V156H214V154L212 153V150H211V148H210V145H207V147H208V156H209V168H211V169H213L212 168V165H216L215 167H216V169H217V167L218 168H220V170L218 169V172H217V170H216V176H213V174L214 173H212V177H210V179L209 180H207L206 182H205V186H204V189H205V192H206V194H205V192H204V195H203V197L200 199L199 197H198V195H196L195 196V198H194V200L192 201V205H190V207H189V209L187 208V207H185L186 209H188V211L189 212H195V214L194 215H192L191 213V219L190 218H188V216H190L189 214H187L186 215V211L187 210H183V212H184V216L182 215V218L181 219H183L182 221H183V223H181L180 222V224H182V227L180 226V224H178L179 225V227L177 226L175 229H173V231H172V236H170L171 237V239H169L170 241L167 243L168 245L167 246H165V248H164V246L163 247H160V249H162V250H160L159 249V251H162V252H157L156 253V255H159L160 257L158 258V256H156L157 258H155V262L153 263V262H151L150 264H203V258L205 257V256H208L209 254H211L214 258H217V257H219V255L216 253V249H218L219 247H220V245H222L223 247H225L226 245H228V243H240L241 241H245L246 239L249 241V240H251V238L249 239V237H251L250 236V234L249 235H247L248 236V238L246 237V234L247 233H251V231L249 230V228L247 229V227L248 226H245L244 225V223L246 222V221H244L243 219H245V218H242V216H240V219L242 220H240L241 222H243V223H241V222H239V220H236L237 218H239L238 217V215L240 214L239 213V211H241V210H239V209H241L239 206H241L240 204L238 205V201H241V199L240 198H242L243 197V199L245 200H247L250 196H249V193L250 192H252V193H250L251 194V197L254 199H251L252 200V202L251 203H249L248 204V209H250V213H249V220L250 219H254V221H255V223H257V224H254V225H258V223H259V228L258 229H260V232L258 233V232H256V234H255V239L260 243V246L261 247H258L257 245V247L258 248H256L257 250H264V217L259 221L257 218V216L256 215H260V214H258V213H260L261 212V214L262 213H264V105L262 104V106L260 105V108H259V110H258V114H257V116H255V117H253V118H250ZM13 122H14V124H16V125H14L13 124ZM34 122V123H33ZM199 122V121H198ZM203 122V121H202ZM205 122V121H204ZM30 123V124H29ZM32 123V124H31ZM123 124V125H120V124ZM246 123H248V122H246ZM13 125V127H12V125ZM26 124V125H25ZM46 124V123H45ZM82 124V125H81ZM126 124V125H125ZM209 124V123H208ZM10 125H11V127H10ZM29 125V126H28ZM34 127H33V126ZM37 125V126H36ZM27 126V127H26ZM66 126V127H67ZM80 126H83L82 127V129L80 128ZM115 126V127H114ZM125 126V127H124ZM203 126V125H202ZM208 126V125H207ZM14 127H18V129H20V132L22 133V135L24 136V138H25V140H27L28 139V141L26 142V141H24V139L22 138V135L20 134V132L18 131V129H16V128H14ZM26 127V128H25ZM29 127V128H28ZM37 127V128H36ZM69 127H70V129H69ZM79 129H78V128ZM87 127H85V128H87ZM123 127V128H122ZM193 127V126H192ZM242 127H244L243 125H242ZM246 127V126H245ZM12 128V129H11ZM48 128V129H47ZM204 128V127H203ZM206 128V127H205ZM14 129H16V130H14ZM29 129V130H28ZM38 129V130H37ZM78 129V130H77ZM202 129V128H201ZM22 130V131H21ZM45 130V131H46ZM111 130L112 131H114V130H116V131H114V132H118L117 133V139H116V137H115V133L113 134V136H112V138H111V134L113 133V132H111ZM118 130V131H117ZM198 130V129H197ZM43 131V132H42ZM46 131V132H47ZM193 131V130H192ZM16 132H18L17 134H15L14 136L12 135V134H14V133ZM40 132V133H39ZM74 132V133H73ZM76 132V133H75ZM190 132V131H189ZM194 133H195V131H193ZM199 132V131H198ZM202 132V131H201ZM208 132V131H207ZM38 133V134H37ZM86 133V134H85ZM241 133V132H240ZM4 134V135H3ZM40 134H42L41 135V137H40ZM45 134V133H44ZM170 134H172V135H170ZM206 134V133H205ZM13 136V138H12V136ZM38 135H39V137H38ZM79 135H81V136H79ZM83 135H85V136H83ZM178 135H180V137L178 136ZM181 135H182V137L183 138H181ZM198 135H200V134H198ZM238 136H239V134H237ZM31 136V137H30ZM77 136H79L78 138H77ZM105 136V137H104ZM110 137V139H109V137ZM178 136V137H177ZM192 136H193V134H192ZM85 137V138H84ZM87 137H88V139H87ZM102 137H104V138H102ZM108 137V138H107ZM114 137V138H113ZM138 137V138H137ZM205 137V136H204ZM203 137V138H204ZM36 138H39L38 140L36 139ZM137 138V139H136ZM196 138V137H195ZM240 138V137H239ZM11 139V140H10ZM46 139V138H45ZM104 139V140H103ZM106 139H107V141L111 144V147L109 148L108 146H106L107 145V142H105L106 141ZM112 139H114L115 140V142H114V140H112ZM10 140V142H8ZM47 140V139H46ZM68 140V139H67ZM86 140V141H85ZM110 140L113 142V143H115L114 145H113V143H111L110 142ZM163 141V142H165V143H160V141ZM213 140H214V137H213ZM239 140V139H238ZM96 141V140H95ZM179 141V140H178ZM181 141V140H180ZM235 141V140H234ZM25 142L28 144V145H25ZM34 142V143H33ZM41 142H39V144H41ZM75 142H73V143H75ZM105 144H104V143ZM117 142V143H116ZM131 142L133 143V145L134 144H136V145H132L131 144ZM167 142V143H166ZM239 142V141H238ZM2 143V142H1ZM108 143V144H109ZM158 143V144H157ZM160 143V144H159ZM177 143V142H176ZM234 143V142H233ZM13 144V145H12ZM10 143L9 144V146L11 145V146H13L12 148H14V149H18V148H21L20 146L17 148L16 147V145H14V143ZM16 144V143H15ZM104 144V145H103ZM109 144V145H110ZM116 144H118V145H116ZM163 145V147L165 148V155H163V156H161V155H159V153H158V150H157V146H159L160 147V145ZM177 144H179V143H177ZM176 144V145H177ZM180 144H182V143H180ZM205 144H208V141H206L205 142ZM210 144V143H209ZM18 145V144H17ZM171 145V144H170ZM174 145V144H173ZM27 147V149L29 148H31V150H30V152H28L27 154L25 153V151H26V147ZM44 146V145H43ZM88 146V147H87ZM103 146V147H102ZM115 148H114V147ZM32 147L34 148V149H32ZM105 147V149L103 150V148ZM110 149L111 151H109L108 149ZM112 147H113V149H112ZM116 147H117V149H116ZM134 147V148H133ZM232 147H233V145H232ZM41 148V149H40ZM98 148H99V150H98ZM174 147H172L171 149H173ZM190 148V147H189ZM192 148V147H191ZM29 149H28V151H29ZM37 149V150H36ZM97 149V150H96ZM117 150L118 152H115L114 150ZM134 149V150H133ZM207 149V148H206ZM34 152H33V151ZM101 150H103V151H101ZM106 150V151H105ZM157 150V151H156ZM174 150H175V148H174ZM192 150V149H191ZM232 150V149H231ZM235 150V149H234ZM35 151H38V152H36L35 153ZM101 151V152H100ZM110 152L109 154H107L108 152ZM113 151V152H112ZM134 153V155H136V157H134V158H136V163L139 165H135V163H130V158H133V154H132V152ZM136 151V152H135ZM31 152H33V155H31ZM84 152V151H83ZM83 152L81 153V154H83ZM91 152V153H90ZM171 153L173 152V150H171L170 151ZM86 152H84V154H85ZM102 153V154H101ZM111 153H115L114 155H115V157H114V155L113 154H111ZM119 153V155H117ZM131 153V155H130V157H128L129 155L128 154H130ZM136 153V154H135ZM219 153H221L222 155H220ZM160 154H163L162 152H160ZM99 155V156H100ZM127 156L129 159H127V158H124V160L122 161V162H124L123 163V165H120V166H122V168H120V166L119 165H116V164H122V163H120V160L121 159H123V158H121V156ZM158 155V156H157ZM224 155V156H223ZM227 155V154H226ZM30 156H33V157H30ZM100 156V157H101ZM114 158H113V157ZM118 156V157H117ZM25 157V158H26ZM29 157V158H28ZM12 158V157H11ZM15 158V159H14ZM13 159L16 161V156L14 157L13 156ZM12 159V160H13ZM117 159V160H116ZM216 160V162H213V161H215ZM73 160V161H72ZM108 160H109V162H108ZM125 160H126V162H125ZM133 161H135L134 159H132ZM170 160V159H169ZM26 161H23V162H21V163H23L22 164V167H23V169L25 170V167H24V165H26L25 164V162ZM116 161H119V162H116ZM132 161V162H133ZM71 162L72 163H70L71 165H69V166H73L72 164H75L74 165V167H72L73 168V170H71V171H73V173H70L69 171L70 170H64V169H62V170H64V172H62V174L63 175H68L66 178H68L69 179V181H71V186L69 185V187H71L70 189H72V192H71V190H70V194L71 193H73V190H75V189H83V187L85 186V187H87V185L88 184H90V183H88L87 182V179L85 178L84 180L88 183V184H85L84 186H83V181H81L79 178H78V174L79 173H77V172H80L81 170V168L79 167V169H78V166L80 165H78V163L79 162H76V161H74V159H71ZM75 162V163H74ZM110 162H113V163H110ZM114 162H115V165H114ZM20 163V164H21ZM27 163V162H26ZM56 163V162H55ZM77 163V164H76ZM102 163V162H101ZM103 164V163H102ZM111 164H113L114 166H112L111 167ZM126 164V165H125ZM130 164H134V165H130ZM141 164V165H140ZM144 164V165H143ZM155 164V165H154ZM78 165V166H77ZM125 165V166H124ZM129 165L131 166V168H132V170L134 169V166H135V168H136V170L135 171H131V168H130V170H129ZM69 166H66V168L65 169H67V167H68V169H71V167H69ZM159 166V165H158ZM21 167V168H22ZM77 167V168H76ZM114 167H117V171H118V176L117 177H119L118 178V180H117V177H115V174H117V171L115 170V168ZM138 167H140V168H138ZM163 167H166V166H162L161 168H163ZM215 167H214V169H215ZM64 168V167H63ZM106 167H104V170L106 171V169H105ZM138 168V169H137ZM149 168V167H148ZM151 168V167H150ZM156 169H157V167H155ZM160 168V167H159ZM158 168V169H159ZM160 168V169H161ZM77 170L76 172H75V170ZM145 170H147L146 169V167L144 168ZM210 169V170H211ZM4 170V169H3ZM22 170V169H21ZM20 170V171H21ZM24 170H22L21 172H26V171H24ZM154 170V169H153ZM222 170V171H221ZM130 171V172H129ZM149 171V170H148ZM150 171H151V169H150ZM221 171V172H220ZM21 172H19V173H21ZM104 172V171H103ZM102 172V173H103ZM107 172V171H106ZM106 172H104V174L106 175ZM212 172H215V171H212ZM220 172V173H219ZM1 173V172H0ZM22 173V174H23ZM27 173V172H26ZM67 173V174H66ZM74 173H75V175H74ZM218 173V174H217ZM2 174H4V173H2ZM25 174V173H24ZM23 174V175H24ZM72 174V175H71ZM107 174V175H108ZM131 174V175H130ZM28 175V174H27ZM76 177V178H78L79 180H77L76 178H74L73 179V177L74 176ZM80 175H81V173L79 174V177H80ZM144 175H146V176H144ZM215 175V174H214ZM1 176H3V175H0V177ZM25 176V175H24ZM71 176H73V177H71ZM6 179V177H3V179ZM71 178V179H70ZM117 180V181H115V179ZM138 178V179H137ZM2 179V180H3ZM4 179V180H5ZM34 179H36V178H34ZM33 179V180H34ZM77 180V182H76V180ZM137 179V180H136ZM29 180H32V179H30L29 178ZM38 180V179H37ZM36 180V181H37ZM76 183H73V181ZM141 180H139V181H141ZM79 181H80V183H79ZM138 181V182H139ZM33 182V181H32ZM30 183V184H32L33 185V187H35L36 188V182H35V180H34V184L33 183ZM86 182H84V183H86ZM90 182V181H89ZM96 183H97V181H95ZM94 181H93V186H94V184H96ZM77 183H79V184H77ZM99 183V182H98ZM97 183V184H98ZM123 183V182H122ZM126 183V184H125ZM125 185H127V183H128V181L126 182L125 181ZM37 184H39V181L37 182ZM73 184H75V185H73ZM80 184H82V185H80ZM96 184V185H97ZM73 185V186H72ZM80 185V186H79ZM39 186H41L40 184L39 185H37V187H39ZM76 186H78V187H76ZM81 186H83V187H81ZM88 186H92V185H88ZM32 187V186H31ZM66 187V186H65ZM74 187V188H73ZM79 187H81V188H79ZM121 186H118V189L120 188ZM28 188L29 187H27L26 189H27V191H29L28 190ZM67 189V192H68V187H66ZM92 188V187H91ZM65 189V188H64ZM121 189H123V187H121ZM201 189H202V187H201ZM200 189V190H201ZM98 190V189H97ZM120 190V189H119ZM27 191H25V192H27ZM88 191V190H87ZM90 192H91V190H89ZM123 191V190H122ZM121 191V192H122ZM250 191V192H249ZM74 192H76L77 193V191H74ZM80 192V191H79ZM84 192V191H83ZM95 192V191H94ZM98 192V191H97ZM247 192H249L248 194H247ZM28 193V192H27ZM75 193V194H76ZM85 193V192H84ZM102 193V192H101ZM254 193V194H253ZM100 194V193H99ZM43 195V194H42ZM64 195V194H63ZM66 195L67 194H65V197H66ZM78 195H80V193L78 194ZM83 195V194H82ZM104 195V194H103ZM103 195H101L100 194V196H103ZM246 195V196H245ZM252 195H254V196H252ZM68 196H71L72 198L73 197H75L74 195L72 196V194L71 195H69V192H68ZM81 196V195H80ZM80 196H77V197H80ZM89 196H91V195H89ZM98 196V195H97ZM106 197V196H105ZM105 197H103V198H105ZM82 198V197H81ZM85 198V197H84ZM86 198H87V196H86ZM85 198V199H86ZM108 198H110V197H108ZM108 198H105L106 200H104V201H110V200H108ZM199 198V199H198ZM69 199H71V198H69ZM101 199V198H100ZM100 199L98 200V201H100ZM205 199V200H204ZM242 199V200H243ZM78 200V199H77ZM76 199H72L71 201H66L65 199L64 200H62V201H60V202H62V203H60V206H58L57 207V209L59 210L58 212H55L53 215L55 216V221L56 222H58V220H59V222H60V219L62 218L63 220H65L64 218H67L66 219V221L68 222L67 224H69V226L67 225V227H66V222L64 223V225L63 224H55V225H57V226H55L54 225V227H55V229H58V231H59V228L61 229V226L63 225V227H65V229H68V230H72L73 229V227L74 228H77V227H79V224L78 223H82V224H84V228H86V225H85V222L88 224V222H91V223H95V221L97 220L96 218V220L94 219V217L93 216H95V215H99V214H102L103 213V211L106 213L105 215H106V217L107 218H111L112 216H115L116 214H117V210L118 209H115V207H114V205H111L112 203L111 202H115L114 200H112L110 203V206H107L108 204L106 203V207L104 208V210L103 209H101V207H100V209L102 210V212L100 211V209H99V211L101 212H98V213H96L98 210L96 209V207L98 206V204L99 203H95V205L97 204V206L96 207H94V206H88V205H86V203L84 204H82V202L83 201H77ZM80 200H82V199H80ZM134 200V199H133ZM201 200H204V201H200ZM243 200V201H244ZM96 201V200H95ZM101 201H102V199H101ZM122 201V200H121ZM124 201V200H123ZM123 201L121 202L123 205H124V203H123ZM135 201V200H134ZM64 202V203H63ZM81 202V203H80ZM89 202H93V201H89ZM97 202V201H96ZM133 201H131V203H130V201H129V208H127V215H129V213H130V216L131 215H133V212L137 215V213L139 212L140 213V211L141 210H139V209H143V208H139L138 209V203L137 202H139V201H135V202H133ZM59 203H57V205H59ZM101 203H103V201L101 202ZM120 203V202H119ZM120 203V204H121ZM240 203H242V201L240 202ZM88 204H91V203H88ZM92 204H94V202L92 203ZM103 204H105V202L103 203ZM120 204L119 205H117V203H116V205L117 206H120ZM125 204V205H126ZM137 204V205H136ZM236 204V205H235ZM237 205H238V207H237ZM101 206V205H100ZM111 206H113L114 207V211L111 209ZM135 206H137V208L135 207ZM94 207V208H93ZM108 207H109V209H108ZM151 207V206H150ZM149 206H148V208H150ZM239 208V209H237V208ZM117 208V207H116ZM56 209V210H57ZM88 209V210H87ZM96 209V210H95ZM134 209H135V211H134ZM138 209V210H137ZM145 209H147V207L145 208ZM191 209V210H190ZM55 210V211H56ZM92 210H93V212H92ZM94 210L96 211V212H94ZM109 210V211H108ZM137 210V211H136ZM144 210V209H143ZM228 211L229 213H227L228 214V216H229V214H230V212H231V217H234L235 216V221L233 222V226H232V224H231V226L230 227H228V224L226 225V224H224L225 223V221L223 222V216H226V214L224 213V211ZM239 210V211H238ZM247 210V209H246ZM116 211V212H115ZM119 211H120V209H119ZM50 212V211H49ZM61 212V213H60ZM91 212L93 213L92 215H91ZM146 212V214L148 215V219L149 218H151V217H149L151 214L148 212V211H145ZM145 212H141V214L139 215L138 214V220L139 219H144V217H146L147 215L145 214ZM56 213H57V217H58V214H60L62 217H58L59 219H57L56 218ZM89 213H90V215H89ZM96 213V214H95ZM116 213V214H115ZM132 213V214H131ZM235 213V214H234ZM239 213V214H238ZM95 214V215H94ZM114 214V215H113ZM134 214V215H135ZM146 216H145V215ZM65 215V216H64ZM133 215V216H134ZM155 215H157V213L155 214ZM185 215H186V217H185ZM67 216V217H66ZM82 216V217H81ZM90 216V217H89ZM101 216H103V215H101ZM101 216H98V217H101ZM129 216V217H130ZM133 216H132V218H133ZM257 218H256V217ZM264 216V215H263ZM97 217V216H96ZM106 217H105V219H106ZM230 217V216H229ZM228 217V218H229ZM89 218H91L90 220H92V218H93V222L92 221H90L89 220ZM104 218V217H103ZM113 218V217H112ZM131 217H130V219H132ZM160 218H162V216H160ZM184 218H188V220H186V219H184ZM227 218V217H226ZM80 219V221H78ZM99 219V218H98ZM134 219H136V216H134V218L132 219L133 221H134ZM153 219V218H152ZM81 220H83V222H81ZM131 220V222H132V224L130 225V229L128 228L127 229V231H125L123 234H127L128 232L129 233H131L130 231H132L134 228H132L133 227V224H134V222ZM184 220H186V222H184ZM228 220V219H227ZM232 220V219H231ZM246 220V219H245ZM99 221V220H98ZM136 221V220H135ZM142 221H144V222H142V226H144L145 224L147 225V224H149V223H151L150 221H145V220H142ZM152 221V220H151ZM230 221V220H229ZM54 222V221H53ZM62 222H64V221H62ZM78 222V223H77ZM137 222V221H136ZM135 222V223H136ZM227 222V221H226ZM252 223V222H251ZM254 223V222H253ZM141 224V223H140ZM222 224H224L225 226H226V228L228 227V229H226L225 227H223V225ZM229 224H230V222H229ZM240 224H242V227L243 228H245V229H243V228H241L240 226ZM59 225V226H58ZM75 225H77V227L75 226ZM91 225V224H90ZM138 225V224H137ZM244 225V226H243ZM246 225H248V223L246 224ZM253 224H252V227L254 226ZM83 226V225H82ZM93 226V225H92ZM92 226H90V227H92ZM134 226H136V224H134ZM141 226V227H142ZM224 228H222V227ZM58 227V228H57ZM62 227V228H63ZM140 227V226H139ZM255 227V226H254ZM253 227V228H254ZM72 228V229H71ZM143 228V227H142ZM42 229V228H41ZM64 229V228H63ZM136 229H137V227H136ZM223 229V230H222ZM242 229V230H241ZM43 230V229H42ZM94 230V229H93ZM128 230H130V231H128ZM221 231L222 232V238H218V236H217V231ZM244 230V231H243ZM245 230L246 231H248L247 233H245ZM257 230V229H256ZM64 231V230H63ZM106 231H107V229H106ZM105 230L104 231H102V232H104L105 234H102V232L100 231L98 234V238L99 239H104L105 237H108L109 236V233L108 232H106ZM135 231V230H134ZM51 232L53 233V234H50L51 236H56V238L58 237V235H59V232H58V235H57V231H52L51 230ZM91 232V231H90ZM123 232V231H122ZM63 233V232H62ZM65 233H67V232H65ZM106 233H108V234H106ZM127 234L126 235V237H125V235H123L122 236V238H129L128 237V235H134V232L132 231V233L131 234ZM135 233H136V231H135ZM49 234V233H48ZM48 234H46V235H48ZM61 234V233H60ZM253 234L254 233H252V236H253ZM39 235L41 236V234H38V235H36V240H35V242H43L42 240L41 241H39L40 239H38L39 238ZM45 235V238H46V240H48V238H47V236ZM76 235V234H75ZM108 235V236H107ZM38 236V237H37ZM51 236H49V237H51ZM60 236V235H59ZM76 238L78 237V236H75ZM41 238V237H40ZM55 238V237H54ZM67 238H68V236H67ZM70 238V237H69ZM131 238V237H130ZM253 238V237H252ZM42 239H44V237L42 236ZM65 239V238H64ZM64 239H63V241H64ZM116 239V238H115ZM127 239H125V240H121L120 239V241H121V243L123 244V246H121L120 248H122V247H126V246H128L129 247V245L131 244V243H129V240L127 241V242H125ZM46 240H44V242L40 245V243L38 244V246L40 245L41 247H42V245L44 246L45 245V243H46ZM54 240H56V239H54ZM62 240V239H61ZM132 240V239H131ZM130 240V241H131ZM119 241V240H118ZM120 241L118 242V244L120 243ZM122 241H124L125 242V245H124V243L122 242ZM216 241V243L214 244V242ZM248 241H247V244H248ZM48 242V241H47ZM115 242H117V241H115ZM132 242V241H131ZM59 243V242H58ZM57 242H56V244H58ZM129 243V244H128ZM241 243H245V242H241ZM29 244V243H28ZM33 244V247H35L36 245H34V243H32ZM32 244H29V246L27 245V246H25L26 248L28 247H31L32 246ZM62 244V243H61ZM121 244V245H122ZM208 244H211L212 245V247H211V245H209L208 246ZM250 244V243H249ZM248 244V245H249ZM255 244H257V242H255ZM31 245V246H30ZM59 245H60V243H59ZM105 245V244H104ZM107 245V244H106ZM251 245V244H250ZM259 245V244H258ZM46 246H47V243H46ZM45 246V247H46ZM55 246H57V245H53V246H50V248H48L49 246H47L46 248H48V250L46 249L45 250V248H43V251L40 249V251H42L43 253V257L46 255V254H48L49 253V251L50 250H52V248L53 249H55L54 247ZM116 246H117V244H116ZM115 246V247H116ZM24 247V248H25ZM52 247V248H51ZM128 247H126V248H122V249H120L121 251L122 250H127L128 249ZM211 247V248H210ZM23 248V249H24ZM25 248V249H26ZM28 248H27V250H28ZM36 248H38L37 246H36ZM40 248V247H39ZM117 248H118V246H117ZM164 248V249H163ZM22 249V250H23ZM50 249V250H49ZM71 250H72V248H70ZM69 249V250H70ZM20 250V253L19 252H17V251H14V252H17V253H14L13 255H16V259L17 258H20V256L21 257H24V256H26V257H29V256H33L32 254H31V252L29 253V251L27 252V253H29V256L26 254V251L25 250ZM39 250V249H38ZM57 250V249H56ZM70 250V251H71ZM118 250H119V248H118ZM120 250L118 251V253H120ZM44 251L46 252V253H44ZM140 251V250H139ZM139 251H137V252H139ZM51 252V251H50ZM123 252V251H122ZM9 253H13V252H9ZM9 253L7 252L6 254H8L9 255ZM19 253V254H18ZM22 253H24V254H26V255H24V254H22ZM32 253H34V252H32ZM140 254H141V252H139ZM138 253V254H139ZM159 253H161V255L159 254ZM21 254V255H20ZM45 254V255H44ZM139 254V255H140ZM19 255V256H18ZM48 255H50V254H48ZM253 255V254H252ZM3 256H6V255H3ZM254 256V255H253ZM252 256V257H253ZM15 257V256H14ZM49 257V256H48ZM48 257H45V258H48ZM251 257V258H252ZM29 258H31V257H29ZM25 259L26 261V263H27V261H30L29 262V264H33V262L31 261V260H33V259ZM251 258H249V260H252ZM254 258V257H253ZM153 259V258H152ZM157 259V260H156ZM44 260V259H43ZM38 261H40V260H38ZM128 261L130 262V263H132L131 261H130V259H128ZM153 261H154V259H153ZM248 263H249V261H248ZM258 263V262H257ZM256 263V264H257ZM28 264V263H27ZM252 264V263H251Z\"/></svg>",
    "mask_w": 264,
    "mask_h": 264
}]
</instances>
